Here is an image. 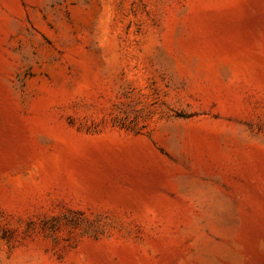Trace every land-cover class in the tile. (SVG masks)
<instances>
[{
  "label": "rangeland",
  "instance_id": "374dc122",
  "mask_svg": "<svg viewBox=\"0 0 264 264\" xmlns=\"http://www.w3.org/2000/svg\"><path fill=\"white\" fill-rule=\"evenodd\" d=\"M0 264H264V0H0Z\"/></svg>",
  "mask_w": 264,
  "mask_h": 264
}]
</instances>
